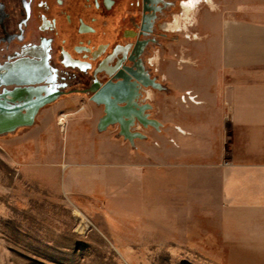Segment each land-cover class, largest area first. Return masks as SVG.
Returning a JSON list of instances; mask_svg holds the SVG:
<instances>
[{"label": "rangeland", "instance_id": "374dc122", "mask_svg": "<svg viewBox=\"0 0 264 264\" xmlns=\"http://www.w3.org/2000/svg\"><path fill=\"white\" fill-rule=\"evenodd\" d=\"M101 1L70 0L67 10L58 4L56 9L69 13L73 31L80 20L94 28L89 50L101 40L109 44L106 53L114 43H133L121 34L137 31L142 0H112L111 10ZM171 1L147 35L155 41L141 54L147 71L163 87L153 89L147 99L148 113L159 123L166 96L170 101L175 96L177 71L199 68L192 54L195 44L207 41V31L199 28L207 24L208 14L230 5H264V0H200L182 18L180 4L188 0ZM52 2L47 0V17L54 11ZM39 15L34 8L33 21ZM64 16L57 14L59 33L66 30ZM176 17L175 30L163 31L162 21L173 23ZM60 35L50 59L58 99L39 110L33 125L0 134V264H264V254L226 245L208 208L193 205L190 190L178 200L176 172L162 165V126L141 128L144 138L133 143L119 134L117 125L97 129L102 106L92 103L89 92H81L90 85L92 72L62 66ZM26 43L30 41L24 39ZM14 44L0 56V65L20 56L21 42ZM73 48L66 50L81 58ZM167 71L172 78L163 76ZM61 114H68L64 127L58 124Z\"/></svg>", "mask_w": 264, "mask_h": 264}, {"label": "crops", "instance_id": "0c3cea01", "mask_svg": "<svg viewBox=\"0 0 264 264\" xmlns=\"http://www.w3.org/2000/svg\"><path fill=\"white\" fill-rule=\"evenodd\" d=\"M26 2L0 0V56L13 49L19 29L34 43L39 37L53 36L38 29L39 21L32 18L21 24ZM202 24L199 29L207 31V41L195 44L192 54L199 68L177 71L175 96L171 101L166 96L161 123L150 117L158 129L137 121L128 124L134 132L131 138L124 137L117 110L108 126L117 125L119 134L131 143L142 139L141 128L162 126V165L176 172L178 200L190 190L193 205L208 208L209 220L215 219L226 245H238L242 253L264 254V5L224 6L209 13L207 24ZM57 29L55 40L61 34L66 39L62 49L72 51L68 40L74 37L72 29L60 33ZM163 76L173 77L168 71ZM82 91L89 92L90 99L95 93ZM103 115L97 122L99 131L108 127L101 128Z\"/></svg>", "mask_w": 264, "mask_h": 264}, {"label": "flooded vegetation", "instance_id": "af4514ba", "mask_svg": "<svg viewBox=\"0 0 264 264\" xmlns=\"http://www.w3.org/2000/svg\"><path fill=\"white\" fill-rule=\"evenodd\" d=\"M26 1L27 11L21 16V24L24 25L25 22L32 18L33 10L36 8V11L40 12L39 19L37 20L39 21L38 29H43L42 31H51L53 32V36L39 37L36 42L37 44H34V42L24 44L25 33L23 28L19 29L17 39L21 42L19 48L21 54L18 58L5 62L2 65L0 70V96L8 93L5 99L12 108L18 109L25 107L28 108V112H30L36 107H44L51 104L59 97L60 93L56 90L57 80L54 74L56 70L53 69V72L49 63L52 58L51 51H53V45L56 41L57 14L59 16L60 14L65 15L63 24L66 26L67 31L71 29L70 25L72 24V20L67 11L61 13L56 9L58 4L63 5L65 8L64 10H67V8L70 7L68 5L70 0H60V2L52 0L54 11H49V17L46 15L47 10H49L47 0ZM112 2V0H102L101 5L105 10H111L113 7ZM141 2V17L139 24H135L137 31L125 29L121 34L126 39L133 38V43L128 41L124 44L114 43L111 51L106 53L109 44L101 40L97 48L89 50V34L94 33V28L88 22L80 20L75 31L72 29L74 36L78 38L71 37V39L68 40H70V43L74 44V39H76L77 43L73 45V51L81 54V58H75L69 51L62 49L60 51V63L65 68L78 69L84 73H88L89 71L92 72L93 79L86 88L95 91L97 95H95V93L91 94V96L94 97H91V99L94 102L97 101L96 103L102 106L103 112L106 107H109L111 101H113L114 104L120 105L123 108L127 107L128 104L130 107L131 105L137 106L143 116L142 119L147 120L150 118V114L145 113V108H151L147 99L150 98L153 89L162 90L163 88L147 71L141 54L145 45L155 41L147 35L152 33L153 27L157 24L158 16L163 15V12L167 11V9L172 6V1L142 0ZM184 3L185 1H181V8ZM37 7H39V9ZM99 8L100 5L95 7L97 10ZM51 13H53V15H51ZM161 19L163 18L160 17V20ZM167 22L168 21L165 20L160 24L163 31L168 29L165 26ZM59 40H61L63 44L66 41L64 37H59ZM150 59L152 60V58ZM93 60L96 62L94 66L91 63ZM15 72H17L18 75H13ZM100 74L107 77L104 82H101L99 79L98 75ZM25 79L34 82H9ZM107 83L108 85L104 87ZM114 93L116 94L113 95ZM55 94H57L56 98H54ZM125 120L129 125L135 124V122L138 121L136 114L132 111H128V117H126Z\"/></svg>", "mask_w": 264, "mask_h": 264}, {"label": "bare ground", "instance_id": "6f19581e", "mask_svg": "<svg viewBox=\"0 0 264 264\" xmlns=\"http://www.w3.org/2000/svg\"><path fill=\"white\" fill-rule=\"evenodd\" d=\"M183 7H184L183 8L184 14L181 17L188 18V15L191 12L193 7H188L187 3H185ZM179 18L180 17H176L173 23H169V24L166 23L165 26L168 29H174L178 24ZM16 74L18 75L17 72L13 73V75H16ZM9 82L10 83H30L34 81L25 79V80H14V81H9ZM7 96H8V93H5L3 96H0V134L10 133V132L15 131L19 127L32 125L34 123V118L38 112V109L40 107V106L36 107L33 111H30V112H28V108H25V107L15 109V108H12V106L9 103L6 102L5 98H7ZM56 97H57V94H55L54 98ZM106 109H107V111L105 112L106 116L104 117V119L100 121L101 128H106L109 123L113 122L115 118L114 111L117 110L118 111L117 122L121 126V129H122L121 132L124 135V137H127L129 139L131 138L130 133H134V132H131L129 130L128 124L124 118V115L125 117H128V111L134 112L137 116L138 122L142 123L144 126H146L147 124L156 126V121L154 119H151V118L147 120L142 119L143 116L141 114V111L138 110L137 106L131 105L130 107V105L128 104L127 107L117 108L115 107L114 102L111 101V103L109 104V107L108 108L106 107ZM135 110H138V111H135ZM65 117H66V114H62L60 116L59 121H58L59 125H63Z\"/></svg>", "mask_w": 264, "mask_h": 264}, {"label": "clouds", "instance_id": "9594fccd", "mask_svg": "<svg viewBox=\"0 0 264 264\" xmlns=\"http://www.w3.org/2000/svg\"><path fill=\"white\" fill-rule=\"evenodd\" d=\"M199 2H200V0H192V4H193L192 7H195ZM207 2H208L209 4H211V0H207Z\"/></svg>", "mask_w": 264, "mask_h": 264}, {"label": "water", "instance_id": "95a60500", "mask_svg": "<svg viewBox=\"0 0 264 264\" xmlns=\"http://www.w3.org/2000/svg\"><path fill=\"white\" fill-rule=\"evenodd\" d=\"M108 85V83L104 86V87H106ZM95 95H97L96 93H95ZM92 98H94V97H92ZM96 101V100H95ZM97 102V101H96ZM107 111V109L105 108L104 109V112H106ZM160 124V123H159ZM98 128L100 129V127H99V123H98ZM156 129H158V126H156ZM142 138H144V135H143V137ZM130 142H132V140H130Z\"/></svg>", "mask_w": 264, "mask_h": 264}, {"label": "snow or ice", "instance_id": "6c2138e0", "mask_svg": "<svg viewBox=\"0 0 264 264\" xmlns=\"http://www.w3.org/2000/svg\"><path fill=\"white\" fill-rule=\"evenodd\" d=\"M187 6H188V7H192V6H193V4H192V0H188Z\"/></svg>", "mask_w": 264, "mask_h": 264}, {"label": "built area", "instance_id": "2783aa9c", "mask_svg": "<svg viewBox=\"0 0 264 264\" xmlns=\"http://www.w3.org/2000/svg\"><path fill=\"white\" fill-rule=\"evenodd\" d=\"M225 122L228 123L229 122V116L225 118Z\"/></svg>", "mask_w": 264, "mask_h": 264}]
</instances>
